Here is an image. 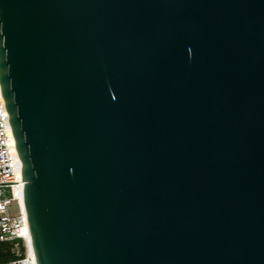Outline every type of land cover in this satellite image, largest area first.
Here are the masks:
<instances>
[{
    "label": "water",
    "instance_id": "95a60500",
    "mask_svg": "<svg viewBox=\"0 0 264 264\" xmlns=\"http://www.w3.org/2000/svg\"><path fill=\"white\" fill-rule=\"evenodd\" d=\"M0 86L37 264H264V0H0Z\"/></svg>",
    "mask_w": 264,
    "mask_h": 264
},
{
    "label": "built area",
    "instance_id": "2783aa9c",
    "mask_svg": "<svg viewBox=\"0 0 264 264\" xmlns=\"http://www.w3.org/2000/svg\"><path fill=\"white\" fill-rule=\"evenodd\" d=\"M24 182L0 86V241L14 244L17 257L0 264H37L23 202Z\"/></svg>",
    "mask_w": 264,
    "mask_h": 264
},
{
    "label": "trees",
    "instance_id": "16d2710c",
    "mask_svg": "<svg viewBox=\"0 0 264 264\" xmlns=\"http://www.w3.org/2000/svg\"><path fill=\"white\" fill-rule=\"evenodd\" d=\"M17 257L14 252V244L8 241H0V260L5 263Z\"/></svg>",
    "mask_w": 264,
    "mask_h": 264
},
{
    "label": "bare ground",
    "instance_id": "6f19581e",
    "mask_svg": "<svg viewBox=\"0 0 264 264\" xmlns=\"http://www.w3.org/2000/svg\"><path fill=\"white\" fill-rule=\"evenodd\" d=\"M19 167L22 169V166H21V162H20V160H19Z\"/></svg>",
    "mask_w": 264,
    "mask_h": 264
}]
</instances>
